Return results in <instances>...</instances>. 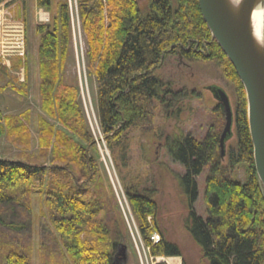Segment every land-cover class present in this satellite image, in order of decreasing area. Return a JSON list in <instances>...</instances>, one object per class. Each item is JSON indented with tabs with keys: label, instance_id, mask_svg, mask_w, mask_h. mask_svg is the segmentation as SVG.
<instances>
[{
	"label": "trees",
	"instance_id": "trees-1",
	"mask_svg": "<svg viewBox=\"0 0 264 264\" xmlns=\"http://www.w3.org/2000/svg\"><path fill=\"white\" fill-rule=\"evenodd\" d=\"M54 3L58 6L56 16L50 13ZM37 6L51 15L50 23L36 27L41 109L64 129L40 116L38 142L46 154L50 149L53 153L56 164L50 167L0 158V264H31L32 185L37 181L46 185L42 264H118V242L123 235L107 215L110 205L89 185L103 181L96 159L89 155L96 143L79 103L78 87L70 92L68 87L58 90L60 68L72 40L70 3L37 0ZM77 9L89 65L98 83L99 123L111 151L115 144L123 148L127 131L150 127L157 105L171 107L180 98L170 82L154 74L167 55L178 51L193 60L207 49L208 57L217 58L237 95L238 144L228 154L229 167L222 165V132L218 130H211L203 140L190 133L169 136L165 147L170 158L185 169L178 176L186 199L184 225L207 264H264V188L255 166L246 93L234 66L212 39L198 0H153L145 13L139 0H77ZM0 128L16 145L29 146L32 141L28 113L7 115L0 108ZM123 159L125 167L129 161ZM241 164L247 165L245 182L231 174ZM206 169L204 218L195 204L197 178ZM83 179L87 183L81 185ZM151 190H140L139 184L125 189L134 213L144 224L141 233L151 254L180 256L179 246L163 234L157 243L151 238L147 218L158 213ZM49 245L52 250L47 249Z\"/></svg>",
	"mask_w": 264,
	"mask_h": 264
},
{
	"label": "rangeland",
	"instance_id": "rangeland-1",
	"mask_svg": "<svg viewBox=\"0 0 264 264\" xmlns=\"http://www.w3.org/2000/svg\"><path fill=\"white\" fill-rule=\"evenodd\" d=\"M34 1L11 0L7 3L8 6L16 4V13L20 16L24 12L28 13V18L25 20L29 49L25 59L26 64L15 62V66H13L14 61L11 60L12 67L9 68L0 63V108L7 115H22L24 113L30 115L32 141L29 146L23 147V145L10 142L5 134L0 133V158L22 160L50 167L56 164L53 161V153L50 149V152L46 154L40 149L37 141L40 116L46 118L50 123H55L58 129L63 130L64 127L56 118H50L41 109L39 37L35 22L37 25H45L51 20L48 23L40 20V13L45 9L38 6L35 9ZM139 1L142 11L148 12L149 5L153 0ZM69 3L72 14V40L65 61L60 68L58 90L62 92L68 87L70 92L75 86L78 87L79 103L96 143L93 148H90L89 155L96 159L103 181L100 183L97 180L89 185L99 191L98 198L100 200L104 201L106 205H110L111 209L107 215L109 219H112V223H117L118 229L123 235V238L118 242L116 261L118 264H172L168 260L172 258L180 260L181 264H207L200 248L184 225L187 213L186 199L180 188L178 176L184 173L185 169L170 158L165 143L169 136L180 137L190 133L196 139L203 140L211 130H218L221 133L225 126V111L208 86L217 85L224 88L230 96L235 112L237 95L233 83L228 80L226 72L217 58L208 57L207 49H205V53L203 52L193 60H188L178 54V51L167 55L154 70V74L160 76L165 82H170L172 89L181 95L180 98L171 107H166L165 104L157 105L152 125L148 128H135L127 131L124 133L123 148L115 144L111 151L106 145L99 123L98 83L89 65L87 43L79 19L77 0H69ZM45 11L49 13V11ZM57 12L58 6L57 3H54L50 13L56 16ZM18 15L16 14L17 17H19ZM22 69L26 73L24 81L21 79ZM233 132L232 138L226 143V155L222 158L224 167H229L228 154L238 144L235 125ZM80 142L87 146L86 142ZM123 158L129 161L125 167ZM208 172L209 170L206 169L197 178L199 197L195 207L197 213L204 218L207 217L205 191ZM48 174H50L49 171ZM231 174L237 180L247 181V165L235 166L231 170ZM47 177L48 181L50 177L49 175ZM83 183L86 184L87 180L80 181L81 185ZM136 184H139L140 190L152 189L153 198L158 204L156 217L147 218L154 243L159 242L164 236L166 240L179 246L182 255L155 256L151 254L146 238L141 233V227L144 224L134 213L125 193L126 187ZM32 190L31 264H42L43 232L41 224L42 212L47 210L44 204L46 185L37 181L32 185ZM48 218L46 216L45 220H48L49 224ZM123 245L126 246L125 257L120 253ZM48 247L47 249L52 250L50 245Z\"/></svg>",
	"mask_w": 264,
	"mask_h": 264
},
{
	"label": "water",
	"instance_id": "water-1",
	"mask_svg": "<svg viewBox=\"0 0 264 264\" xmlns=\"http://www.w3.org/2000/svg\"><path fill=\"white\" fill-rule=\"evenodd\" d=\"M201 14L212 39L234 66L244 87L254 160L259 180L264 188V35L257 40L252 17L264 0H198ZM225 111V126L220 136L221 157L226 155V143L232 138L235 113L230 96L217 85L208 86ZM126 246L121 255L125 257ZM117 262V261H116ZM118 263V262H117Z\"/></svg>",
	"mask_w": 264,
	"mask_h": 264
},
{
	"label": "built area",
	"instance_id": "built-area-1",
	"mask_svg": "<svg viewBox=\"0 0 264 264\" xmlns=\"http://www.w3.org/2000/svg\"><path fill=\"white\" fill-rule=\"evenodd\" d=\"M4 1L0 3V63L11 68L13 58H27V31L25 22L14 16L13 6ZM40 20L48 23L50 14L43 10ZM21 79L25 80V71L21 70Z\"/></svg>",
	"mask_w": 264,
	"mask_h": 264
},
{
	"label": "bare ground",
	"instance_id": "bare-ground-1",
	"mask_svg": "<svg viewBox=\"0 0 264 264\" xmlns=\"http://www.w3.org/2000/svg\"><path fill=\"white\" fill-rule=\"evenodd\" d=\"M233 2L239 1V0H232ZM43 13V12H42ZM252 23L254 28V35L256 39L259 41L262 39L264 35V10L261 6L256 8L253 13L252 17ZM172 264H181L180 260L177 259H168Z\"/></svg>",
	"mask_w": 264,
	"mask_h": 264
},
{
	"label": "crops",
	"instance_id": "crops-1",
	"mask_svg": "<svg viewBox=\"0 0 264 264\" xmlns=\"http://www.w3.org/2000/svg\"><path fill=\"white\" fill-rule=\"evenodd\" d=\"M32 2H33V0H32ZM17 4L19 3V2H16ZM15 5L16 4H14V6H13V10H14V16L16 17V18H18V19H20V20H23L24 22H25V20H26V18H28V13H26L25 14V12L24 13H22V15L20 16V15H18V13H16V8H15ZM34 8L36 9L37 8V0H35L34 1ZM25 8L27 9V4L25 3ZM25 9V10H26ZM16 14L20 17H17L16 16ZM27 22H28V19H27ZM35 26H37V23L35 22ZM27 42H28V35H27ZM27 51H29V49H28V43H27ZM29 53V52H28ZM13 66H14V63L16 62V63H18V64H26L25 63V60L24 59H20V58H13ZM17 64V65H18ZM25 76H26V73H25ZM39 83V82H38ZM40 85V84H39ZM39 90H40V86H39ZM39 97L41 98V95H40V92H39ZM38 125H39V122H38ZM37 125V126H38ZM38 131H39V128H38ZM38 131H37V134H38ZM37 141H38V136H37Z\"/></svg>",
	"mask_w": 264,
	"mask_h": 264
}]
</instances>
